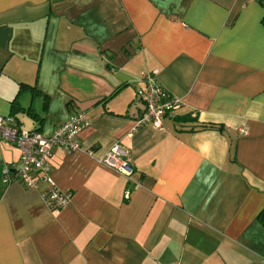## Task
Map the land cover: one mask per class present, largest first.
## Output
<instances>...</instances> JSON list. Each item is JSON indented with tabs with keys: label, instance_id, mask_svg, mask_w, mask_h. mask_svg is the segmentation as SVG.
Wrapping results in <instances>:
<instances>
[{
	"label": "crops",
	"instance_id": "crops-1",
	"mask_svg": "<svg viewBox=\"0 0 264 264\" xmlns=\"http://www.w3.org/2000/svg\"><path fill=\"white\" fill-rule=\"evenodd\" d=\"M263 14L258 0H0V115L50 135L83 110L93 150L53 148L59 210L45 183L0 177V264H264ZM153 70L182 105L128 135ZM7 143L0 171L20 156ZM114 143L138 185L95 160Z\"/></svg>",
	"mask_w": 264,
	"mask_h": 264
},
{
	"label": "built area",
	"instance_id": "built-area-1",
	"mask_svg": "<svg viewBox=\"0 0 264 264\" xmlns=\"http://www.w3.org/2000/svg\"><path fill=\"white\" fill-rule=\"evenodd\" d=\"M142 88L137 90L133 105L141 106L139 115L134 118L128 135L144 125L162 129L164 118L182 105L180 98L167 92L158 82L157 72L147 71L141 74ZM88 125L86 113L79 110L66 121L57 126L50 135H44L38 129H25L18 125L12 115H0V141H9L20 150L18 163L5 165L0 171L2 182L20 180L29 188H37L41 183L47 185L41 196L49 210L63 208L69 201L71 193L61 190L54 182L50 158L54 147L66 153L83 151L92 156L93 150L81 147L78 134ZM243 134L244 128L240 129ZM95 160L115 172L132 180L134 168L128 151L119 143H114L102 156ZM138 185L137 181H133ZM180 264V263H175Z\"/></svg>",
	"mask_w": 264,
	"mask_h": 264
},
{
	"label": "trees",
	"instance_id": "trees-1",
	"mask_svg": "<svg viewBox=\"0 0 264 264\" xmlns=\"http://www.w3.org/2000/svg\"><path fill=\"white\" fill-rule=\"evenodd\" d=\"M258 1L264 6V0H258ZM261 21H262V24L264 25V14L262 16V20ZM19 88H20L19 90L21 91L24 88H26V85L20 84V87ZM10 105L12 107H14L16 105V99H13L11 101ZM257 218L264 225V208L258 213Z\"/></svg>",
	"mask_w": 264,
	"mask_h": 264
},
{
	"label": "rangeland",
	"instance_id": "rangeland-1",
	"mask_svg": "<svg viewBox=\"0 0 264 264\" xmlns=\"http://www.w3.org/2000/svg\"><path fill=\"white\" fill-rule=\"evenodd\" d=\"M1 104H2V102H1ZM4 104V103H3ZM5 106H9V104H6L5 103ZM5 142V141H4ZM8 143L7 144H9V143H11V142H9V141H7ZM10 145V144H9ZM18 148V147H17ZM19 149V148H18ZM12 155L14 156V158L16 157V155H17V151H16V149H13L12 150ZM19 160V159H18ZM18 160L16 159L15 161H14V163H18ZM8 165V164H7ZM4 167V166H3Z\"/></svg>",
	"mask_w": 264,
	"mask_h": 264
}]
</instances>
